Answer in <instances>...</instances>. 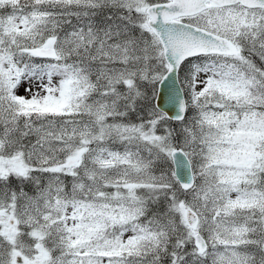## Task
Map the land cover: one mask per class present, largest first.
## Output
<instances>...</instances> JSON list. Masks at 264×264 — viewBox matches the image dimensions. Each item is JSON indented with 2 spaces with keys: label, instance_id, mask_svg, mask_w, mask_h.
Masks as SVG:
<instances>
[{
  "label": "snow or ice",
  "instance_id": "obj_1",
  "mask_svg": "<svg viewBox=\"0 0 264 264\" xmlns=\"http://www.w3.org/2000/svg\"><path fill=\"white\" fill-rule=\"evenodd\" d=\"M0 264H264V0H0Z\"/></svg>",
  "mask_w": 264,
  "mask_h": 264
},
{
  "label": "water",
  "instance_id": "obj_2",
  "mask_svg": "<svg viewBox=\"0 0 264 264\" xmlns=\"http://www.w3.org/2000/svg\"><path fill=\"white\" fill-rule=\"evenodd\" d=\"M163 87H165V86H162V90H163Z\"/></svg>",
  "mask_w": 264,
  "mask_h": 264
}]
</instances>
